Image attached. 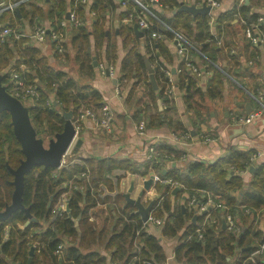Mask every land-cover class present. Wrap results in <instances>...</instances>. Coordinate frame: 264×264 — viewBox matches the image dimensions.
Masks as SVG:
<instances>
[{
  "label": "trees",
  "instance_id": "obj_1",
  "mask_svg": "<svg viewBox=\"0 0 264 264\" xmlns=\"http://www.w3.org/2000/svg\"><path fill=\"white\" fill-rule=\"evenodd\" d=\"M72 1L69 0V4ZM105 1L109 2L93 1L91 9L99 7V14L90 21L89 28L83 25V10L80 4L77 5L82 25L69 30V38L64 43L62 53L53 50L54 43L48 44L54 59L62 55L67 57L68 45L73 49L72 57L80 77L93 74L92 58L97 62L101 55L107 66L113 65L116 60V35L105 30L100 12ZM262 1L249 0V4L264 9ZM141 2L158 20L182 33L192 48L205 57L201 63L205 69H210L211 77L204 90L199 88V79L184 69L182 61L179 63L175 85L182 90L188 107L193 98L198 101L204 96L210 100L218 98L221 80L226 76L235 78L245 71L237 60L241 49L235 47L228 30L243 49L251 47V60L257 46L252 45L242 33L254 26L264 33V21L257 23L260 14L253 12L243 1L235 0L231 9L214 16L215 35L210 33L208 15H197L192 19L188 12L177 11L181 4L177 0ZM30 4L20 6L21 15L30 12L29 16H33L37 8H26ZM49 4L48 23L54 26L65 16L67 6L64 0H49ZM148 21L155 23L151 17H148ZM7 25H13V21L10 20ZM152 26L170 38L171 34L159 24ZM222 32L224 37L228 35L229 38L223 39V48H217L215 44L222 37ZM118 33L125 34L123 43L129 46L120 61L118 80L133 79L124 98L125 103L132 108L133 119L136 123L143 120L146 130L165 125L172 134L188 132L181 122L172 120L169 115L172 104L165 91L171 83L165 77L163 70L166 68L158 61V57L166 64H171L172 55L163 46L162 40H153L148 32L145 34L144 55L148 63L155 67L153 77L156 89H153L143 54L139 53L134 42L130 25L124 30L120 28ZM21 42L0 43L1 82L11 95L13 92L9 90V83L12 72H16L26 84L35 86L37 95L27 98L31 104L25 106L23 102L26 99L22 100L19 96L17 99L27 108L36 137L49 139L60 132L64 112H71V120H74L81 107L95 111L101 108L102 98L97 90L68 77L60 69L51 66L48 58L37 47L22 45ZM224 48L229 62L221 66L217 64V57ZM188 52L193 59L195 51L189 49ZM158 100L161 110L157 105ZM192 128L198 131L194 126ZM151 146V156L141 163L112 158L74 161L67 155L65 164L59 168L31 167L23 177L21 203L29 207L36 222L24 226L27 218L19 210L0 221V264H26L30 247H33L30 264H104V255L88 250L93 244H101L113 264H164L166 257L160 238L146 232L134 212L135 208L125 203L119 191V182L125 172L147 177L150 171L157 173L163 180L169 179L178 184L179 190L173 194L169 184L154 182L157 197L150 209L151 216L162 220L160 237L176 240L173 254L177 264H252L249 261L251 253L264 244V231L258 228L257 218V213L264 209V163H250L252 150L240 152L228 148L221 158L207 164L200 160H181L186 153L166 141L154 142ZM20 159L22 154L13 136L9 115L5 111L0 112V211L9 203L13 190L10 184L12 175L7 167L14 169ZM250 167L253 170L249 173L247 184H244L241 174L248 172ZM163 170L165 174L161 176ZM62 197L66 199L67 212L56 209ZM191 197L196 198V205L209 197L212 202L223 204L227 210L208 206L204 214L202 211L197 213L195 206L188 205ZM97 205L114 208L113 217L110 216L108 222L106 217L100 225L89 220L87 211ZM226 214H231L238 232L234 228L227 229ZM74 221H77V225ZM58 245H62L61 253L54 254ZM263 259L264 254L255 258L260 262Z\"/></svg>",
  "mask_w": 264,
  "mask_h": 264
},
{
  "label": "crops",
  "instance_id": "obj_2",
  "mask_svg": "<svg viewBox=\"0 0 264 264\" xmlns=\"http://www.w3.org/2000/svg\"><path fill=\"white\" fill-rule=\"evenodd\" d=\"M64 1L66 2L67 11V9L72 6V4H69V0ZM93 1L94 0H88L87 5H81L83 10V25L87 28H89L90 21L96 19L99 14V7L94 8L95 10L91 9ZM108 1L109 2H104L105 5L100 12L104 19L105 30H107L109 33L114 32L116 35V60L115 63L111 65L114 68L112 75H106L105 70L100 72V70L97 68V64L99 63H103L105 65V61L101 55H99V61L96 62V65H93V74L91 76L82 75L80 77L77 73V64L72 57L73 49L69 45L66 49L67 57L62 55L61 58L54 59L52 56L51 47L46 43H27L25 41L20 43L22 45H33L34 47H37L40 52L48 58L51 66L56 69H60L66 73L68 77L73 78L76 82L84 84L86 83L97 90L101 95L102 104L107 106L111 113L110 130L108 132L97 129L95 124L89 119L83 120L81 123V131L75 137L81 140V144L75 149L73 146H71L68 150L69 152L67 151L66 156H71L72 160L74 161L79 159L112 158L117 160L129 159L136 163H141L147 160L145 148L149 142L156 143L158 141H166L169 144L176 145L186 153V155L182 156L181 160H200L201 162L204 160L206 161L205 163L211 164L207 161H216V158L222 153H226L228 148H234L240 152L252 150V154L259 153L260 156L250 163H264V111L259 115V117L253 119L249 123H244L242 120L250 113L260 109L258 96H261V103L264 102V82L262 81L264 77V53L259 50L258 47L255 48L254 58L251 60L249 58V54L251 55V53H253L251 47L250 49H243L241 47L242 44H239L236 41V37H234L233 33L228 30L229 36L231 40H233L235 47L238 50L241 49L240 56L237 58V60L244 66L245 71L238 74L235 78L226 76L225 79L221 80V88L218 89L220 91L218 98L210 100L204 96L199 101L196 98H193L190 103L191 105L188 107L184 101L182 90H180L175 85L178 66L179 63H181V57L177 55L173 41H171L169 37L165 38L164 41H162V44L172 55V63L166 64L161 57H158V61L165 66L166 69H164L163 72L165 77L171 83L170 86L172 87V94L171 96H168L172 104V110L169 112V115L172 120H178L185 126L187 131L190 132L191 138L182 142H175L172 138V132H170V130L165 125H161L149 130L145 129L143 134H138L135 129L137 123L131 115L132 108L124 101L133 79L126 80L123 78L122 80H118L120 76V61L129 48V46L127 47L126 45L127 43L125 45L123 43L125 38L123 35L125 34L120 35L118 30L120 28L124 30V28H126L128 25H130L132 30V25L134 23L126 22L124 19L126 11L123 10V8L117 6L112 0ZM177 1L189 6H201V4H197V0ZM218 1L219 5L217 9L211 12V15H208L210 17L209 26L210 33L212 35L216 34V30L213 27L214 16L219 12H224L231 9L235 2V0ZM241 1H243L244 4V0H239V2ZM30 3L31 4L29 7L26 6V8H37L32 17L29 16L30 12L26 14L27 17L26 15H21L19 9L18 12L15 13V18L6 13L5 15L1 16L0 25L12 20L14 24H17L23 31H26L30 30L31 25L34 23L48 24L49 17L47 12L50 5L49 0H33ZM262 3L264 6V0ZM246 6H248L253 12L264 15V9L262 7L251 6L249 4V0ZM152 7L156 10L159 9L156 6ZM91 13L93 14L90 15ZM138 31L140 30L138 29ZM132 33L134 42L137 43L136 46L139 49V53L143 54V57L146 58L144 55L146 52L144 39L147 32H142L141 36H136L133 30ZM242 34L244 38H246L244 35L245 33L243 32ZM221 36V43L215 44L217 48L223 46V39L225 40V38H229L228 35L224 37L223 32ZM226 53L227 51L224 48L217 57V64L221 66L228 64L229 60L227 59ZM101 54H103V51ZM156 56H158V54ZM203 59H205L204 55L198 56L197 53H195L193 56V60L199 66L204 67L203 63H201ZM150 66L154 67L153 64H150ZM207 71H210V69H207ZM210 77L211 73L209 72V75L198 78V85L201 90L206 88ZM115 89L118 90L117 94L115 93ZM137 94L139 95L138 90ZM23 104L27 106L31 104V101L26 99ZM161 109L162 107H160L159 110ZM192 126L197 128L198 131L194 130ZM200 133L214 135L215 139L212 143L203 144L197 138L198 134ZM249 173L250 171L248 170V172L241 174L244 184H247L250 178ZM154 175L158 174L150 171L147 177H141L138 174L133 175L125 172L124 177H122L119 182V191L122 192V194H125L129 189L130 184H132V190L129 192V197L136 198L140 192H143L141 201L144 205H146L147 202L150 200H155L157 197L153 187V184L156 181H152L151 179V184L148 190L143 189V182L149 177L152 178ZM108 211L110 212L109 215ZM87 213L89 214L90 221H93L96 225H100L102 222H104L103 219L105 217L108 218L107 222L109 221L110 216L113 217L114 208L109 205H97L96 207L89 209ZM257 218L259 222L258 228L264 231V209L257 213ZM74 224L77 225V221H74ZM145 230L147 233L160 238L162 249L166 257L164 264H177L174 261L173 254L176 240L164 237L161 238L160 227H157L153 224H147L145 226ZM88 250H95L99 254L104 255V264H113L110 262L109 255L105 252L101 244H93L90 246V248H88Z\"/></svg>",
  "mask_w": 264,
  "mask_h": 264
},
{
  "label": "built area",
  "instance_id": "obj_3",
  "mask_svg": "<svg viewBox=\"0 0 264 264\" xmlns=\"http://www.w3.org/2000/svg\"><path fill=\"white\" fill-rule=\"evenodd\" d=\"M33 0H0V18L3 14H10L13 18H15V10H19L20 6H25L27 3L31 2ZM117 6L120 8H123L127 12L125 16V21L134 23L137 25V28L139 30H144L145 32H148L149 36L153 40H162L166 38L164 33L160 30H155V27L152 26V24H159L160 27L169 32L171 34L170 40L173 41L175 46V51L177 55L181 57V61L183 62L184 69L192 74L193 76L200 78L202 76L209 75L210 71H207L205 67L199 66L193 59H191V56L189 55V49H192L197 53L198 56L201 54L196 50L193 49L191 44L187 41L185 36L178 32L174 31L168 26H166L164 23H162L160 20L156 18V16L150 11V9L144 5L141 0H112ZM152 2H156V0H150ZM80 4L82 6L88 4V0H73L72 6L67 9L65 16L63 19L58 21L54 26H50L48 24L44 23H34L31 25L30 30L23 31L17 24L13 25H7L8 22L5 24L0 25V43H8V42H19V41H25L27 43L37 42V43H54V48L57 53H62L64 48V43L66 42V39L69 37V30L72 28H76L80 25H82V21L79 20L78 13H77V5ZM199 4H204L205 6L209 7V15L211 12H213L215 9H217L219 5L218 0H199ZM130 8V10H129ZM67 14V18H66ZM91 13L90 15H92ZM211 15V14H210ZM148 17H151L155 23H150L148 21ZM264 18L263 15H260L257 18L258 22H263ZM152 26L153 28L151 29ZM245 37L249 40V42L252 45H255L264 53V33L261 32V30H258L256 26L249 27L244 30ZM220 38L217 40V44H220ZM97 68L100 70V72H103L104 70H107L110 75L113 74L114 68L111 65H104L103 63L97 64ZM264 71V68H263ZM264 82V77L263 80ZM10 91L13 92V95L15 98L19 96L22 100H25L27 98H33L37 95V92L35 90V86L32 84H26L22 78H19V75L16 72H12L10 74V83H9ZM115 93H118V90L115 89ZM167 96H171L172 94V87L169 86L167 90L165 91ZM12 95V96H13ZM258 102L260 105V109L258 111H255L253 113H250L247 117H245L243 120L244 123H249L253 119L259 117L261 113L264 111V102L261 103V96H258ZM89 119L91 120L97 129L108 132L110 130V123H111V113L107 106L102 105L101 108L98 110H93L90 108H81L77 112V115L74 120H72V126L74 128L75 134L74 137L78 135V133L81 131V123L83 120ZM135 129L138 134H143L145 130V123L143 120H140L136 126ZM173 140L175 142H182L185 140H188L191 138L190 133H182V134H173ZM198 140L203 144H209L212 143L215 139V137H212L209 134L206 133H200L198 134ZM154 142H149L146 146V158L148 159L153 152V147L151 144ZM66 154L62 156L60 160V166L65 164L66 162ZM258 156H260L259 153L252 154L250 157V162L254 161ZM152 181L169 184L170 188L178 187V184L175 182L170 181L169 179L163 180L158 175L152 176ZM196 198L191 197L188 200L189 206H195L196 212L200 213L201 211H206V208L208 206H213V208H217L220 210H227V208L221 204V203H214L212 200L208 197L205 202H199L197 205L195 204ZM56 209L60 212H67L66 207V199L61 198L57 205ZM143 226L145 227L147 224H153L157 227L162 226V220L159 218H155L153 216L148 215V218L145 222H142ZM225 224L227 226V229H235L236 232H238V228L234 225L233 218L231 214H226L225 216ZM200 238L201 236L198 235ZM62 245H58L56 250H54V254L61 253ZM264 254V244H260L258 248L251 253L249 257V261L252 264H264L263 261H256L255 256Z\"/></svg>",
  "mask_w": 264,
  "mask_h": 264
},
{
  "label": "water",
  "instance_id": "obj_4",
  "mask_svg": "<svg viewBox=\"0 0 264 264\" xmlns=\"http://www.w3.org/2000/svg\"><path fill=\"white\" fill-rule=\"evenodd\" d=\"M248 0H244V4L247 5ZM178 12L185 11L188 12L192 19L197 15H207L209 13V7L201 4V6H189L183 3L180 4V7L177 9ZM18 12V10H15ZM67 18V14H66ZM132 30L136 36H141L144 30L138 31L137 25H132ZM144 64L146 71L149 77V82L152 85L153 89H156L155 80L153 77L154 67H151L147 59L144 58ZM93 65H96V61L93 58ZM105 74L108 75V71L105 70ZM2 77L0 75V112H7L10 119V124L12 128V133L19 144V150L22 154V159L19 160L18 165L12 169L7 167L10 174L12 175V180L10 184L13 187L9 203L4 205V208L0 211V221H4L12 212L19 210L23 212L27 220L24 222V226H27L31 222H36V219L33 218L29 212V207H24L21 203V194L23 190V177L24 174L33 166L40 165L43 168H59L60 160L64 156L71 146L75 148L79 147L81 140L75 138L74 128L72 126L71 112L62 113V118L64 120L62 129L60 132L55 133L52 138L47 139L44 144L41 138L36 137L35 131L30 123L27 108L22 104V102L9 94L5 87L2 85ZM115 83V80H114ZM157 105L160 109V102L157 101ZM225 154V153H224ZM219 155L216 159L221 158L223 155ZM215 160L207 161L208 163H213ZM206 162V161H202ZM174 164H172L173 166ZM252 171V167L249 169ZM165 174L163 170L161 176ZM151 177L143 182V189L148 190L151 184ZM132 190V184H130L129 189L123 198L126 204H129L135 208V213L139 216L142 222H145L148 218L149 211L154 203V200H150L146 205L141 201V196L143 192H140L136 198H130L129 192ZM178 191V188L175 187L172 190V193L175 194ZM49 202L47 203V207ZM183 209V207L181 206ZM206 211H203L204 214ZM194 221V217L192 218ZM223 227V224H222ZM33 256V247H30L28 250V258L26 264H30L31 257Z\"/></svg>",
  "mask_w": 264,
  "mask_h": 264
},
{
  "label": "rangeland",
  "instance_id": "obj_5",
  "mask_svg": "<svg viewBox=\"0 0 264 264\" xmlns=\"http://www.w3.org/2000/svg\"><path fill=\"white\" fill-rule=\"evenodd\" d=\"M46 141H47V139H46V138H44V139H43V142H44V144L46 143ZM68 152H69V151H68Z\"/></svg>",
  "mask_w": 264,
  "mask_h": 264
}]
</instances>
